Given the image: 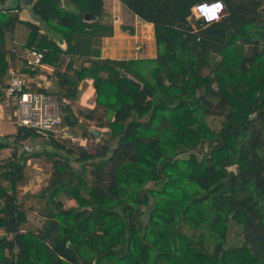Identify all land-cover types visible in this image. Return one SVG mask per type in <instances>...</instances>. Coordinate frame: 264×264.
<instances>
[{
	"label": "trees",
	"instance_id": "16d2710c",
	"mask_svg": "<svg viewBox=\"0 0 264 264\" xmlns=\"http://www.w3.org/2000/svg\"><path fill=\"white\" fill-rule=\"evenodd\" d=\"M10 1L0 0V84L5 34L19 24V46L53 67L55 84L38 90L74 100L91 82L93 107L75 114L61 103L63 123L105 131L89 151L17 127L0 161V264H264V0H222L225 14L211 23L191 7L212 0H117L153 26L156 56L130 59L102 56L113 35L102 0L35 1L38 23L19 19ZM19 65L25 78L46 73ZM39 139L51 179L36 195L41 227L24 230L18 191L29 157L17 145Z\"/></svg>",
	"mask_w": 264,
	"mask_h": 264
},
{
	"label": "rangeland",
	"instance_id": "374dc122",
	"mask_svg": "<svg viewBox=\"0 0 264 264\" xmlns=\"http://www.w3.org/2000/svg\"><path fill=\"white\" fill-rule=\"evenodd\" d=\"M104 3V14L106 18V24L107 26H110L113 30V32L119 31L118 30V23H114V17L121 15V12L119 13V7L122 5L121 3H116V5H113L111 3V0H102ZM117 12L114 14V12ZM12 15V13L10 14ZM19 19L21 20H31L35 23H38L39 21L29 12V10L25 7H21L19 13L17 14ZM140 24V20L137 21ZM27 34V29L20 26L19 24L15 26L13 35L9 33L8 31L5 34V39L7 42L6 50H11L13 47V37L15 39V44L19 46L20 42L23 41L25 38V35ZM151 42L150 49H154V53H156V48L154 46L153 41ZM115 40H113L112 46H114ZM141 47L144 49L145 46L141 45ZM146 52H140V56H148L151 52L144 55ZM9 53L7 52L6 57L9 60ZM10 64V60H9ZM208 71H204L206 74ZM38 75L36 77H31L27 79V85L31 89L36 88H43L45 86H48L49 83L55 84L56 79L54 76L51 77V80L49 77L43 76L40 72L37 73ZM41 79L43 86L41 85ZM6 77L3 78L0 84V91L5 86ZM91 82L89 80H86L85 83L81 86V95L80 97L70 100H66V103L69 105V107L72 109V111L75 114H79V110H83L86 108L89 103H94V96L92 92V87L90 86ZM1 93V92H0ZM81 96L87 97V103L82 104V106L79 104ZM79 109V110H78ZM2 110V109H1ZM2 112L6 113V116L4 117V120L0 123V142L8 143L10 146L3 149L0 152V161L5 162L9 158H11L14 148L11 145H14L13 139L14 135L17 131V126L13 123V114L12 110L10 108H6V110H2ZM65 113V110L61 109V115ZM63 119V117H62ZM82 123L86 124L85 135L82 134V129L78 126L74 128L67 127L64 123L60 125V132L55 133L56 139H59V141L63 144H65L67 147L69 146H75L80 145L83 146L85 149L89 151H93L99 148L100 143L103 142L99 140V138H92L89 136L88 129L93 130H101L105 131V129H100L97 127V123L89 121L85 123L82 120ZM38 141H31L27 140L17 145V154H22L26 156L27 159L26 166L24 168V180L22 182V185L19 187V199L21 201H24V206L27 209V223L24 225V230H33L36 231L41 227L42 222V216L44 213V201L43 199L39 200L36 195L39 194L40 190L44 188L51 179V170L52 166L51 163L46 159V155L43 152V147L45 145V141L42 139H39ZM47 152H52V150L47 149ZM34 153H40L39 156L34 155ZM71 160V159H70ZM71 164L76 166V163L74 161H71ZM65 206H74L75 202L74 200H69L64 198Z\"/></svg>",
	"mask_w": 264,
	"mask_h": 264
},
{
	"label": "built area",
	"instance_id": "2783aa9c",
	"mask_svg": "<svg viewBox=\"0 0 264 264\" xmlns=\"http://www.w3.org/2000/svg\"><path fill=\"white\" fill-rule=\"evenodd\" d=\"M214 2L202 1L197 3V7L202 6L203 9L208 10ZM210 16H212V9L208 11L207 19L210 21L207 23L220 19L222 14L216 11L213 18H209ZM141 48L140 45L137 46V50ZM9 55L10 65L7 82L0 94V123L6 116V113L2 110H6L8 107L12 110L13 123L17 127H28L54 134L59 133L60 125L63 123L61 103H66V99L61 98L59 100L54 94L40 91L38 88H29L19 65V62H22L25 67L32 70L46 72V65L42 61L43 51L13 44Z\"/></svg>",
	"mask_w": 264,
	"mask_h": 264
},
{
	"label": "crops",
	"instance_id": "0c3cea01",
	"mask_svg": "<svg viewBox=\"0 0 264 264\" xmlns=\"http://www.w3.org/2000/svg\"><path fill=\"white\" fill-rule=\"evenodd\" d=\"M118 1L117 0H111V3L113 5H116ZM10 5L14 6V2L11 0ZM119 3V2H118ZM17 7V6H14ZM30 11V10H29ZM15 12L19 13L17 9H15ZM121 12V15L115 16L114 17V23H118V30L116 32H113V35L104 37L102 40L101 44V50H102V56L106 58H112V59H130V58H154L156 56V53H154V49L151 50V42L153 41L154 46V33H153V26L152 24L149 23H144L140 22V24L137 22L139 19L125 6L121 5L119 7V13ZM117 12L115 11L114 14ZM194 17V16H193ZM195 18V17H194ZM196 19V18H195ZM106 20V18H105ZM21 26V25H20ZM122 26H129L132 27L134 30L133 34H130L127 32V30L123 29ZM13 43L15 44V39L13 37ZM113 40H115L114 46ZM21 44V42L19 43ZM144 45L145 48H141L137 50V46ZM140 52H146L144 55L148 54L149 52L150 55L148 56H140ZM67 60L63 62L65 65ZM46 65V72L50 75L53 73V67L49 66L48 64ZM41 73V72H40ZM47 73H41L43 76H47ZM38 75L37 73L33 76H26L25 78L26 82L28 78L31 77H36ZM51 80V77H49ZM6 82H7V76H6ZM5 82V84H6ZM41 85L43 86L42 79H41ZM52 83H49L48 86H45L46 88L52 86ZM44 88V87H43ZM51 88V87H50ZM2 90V89H1ZM93 92V89H92ZM81 91L78 97H80ZM94 96V93H93ZM87 97L86 96H81L79 104L82 106V104H86L87 102ZM94 103L88 104L85 106L87 109L92 108ZM2 231L0 230V234Z\"/></svg>",
	"mask_w": 264,
	"mask_h": 264
},
{
	"label": "water",
	"instance_id": "95a60500",
	"mask_svg": "<svg viewBox=\"0 0 264 264\" xmlns=\"http://www.w3.org/2000/svg\"><path fill=\"white\" fill-rule=\"evenodd\" d=\"M14 2V6H19V7H25L28 10H30L32 8V6L34 5L35 1L38 0H12ZM57 6H59L62 9H67V6L65 4L64 0H52ZM97 20V17L90 14V13H85L84 15V21H94ZM101 21H104L105 19L102 17L100 18ZM120 74L122 77H127L129 82L134 85L137 88H141L142 85L140 82L136 81L135 79H133L132 77H129L127 75V73H125L123 70H119ZM151 96V94H150ZM90 132H92L93 134H95L98 138L100 137L101 133L97 130H93L90 129Z\"/></svg>",
	"mask_w": 264,
	"mask_h": 264
},
{
	"label": "clouds",
	"instance_id": "9594fccd",
	"mask_svg": "<svg viewBox=\"0 0 264 264\" xmlns=\"http://www.w3.org/2000/svg\"><path fill=\"white\" fill-rule=\"evenodd\" d=\"M212 1H215V2L212 4L211 7L208 8V10L207 9H203L202 6L201 7H197V3L194 4L191 7L192 16H194L196 19L201 20L204 23H207V22L210 21L209 19H207L208 18L209 9H212V16H210L209 18H213L216 11L218 13L222 14V16H223V13H225V3L222 0H217V1L216 0H212ZM222 16L220 17V19L222 18ZM220 19H218V20H220ZM218 20H216V21H218Z\"/></svg>",
	"mask_w": 264,
	"mask_h": 264
}]
</instances>
